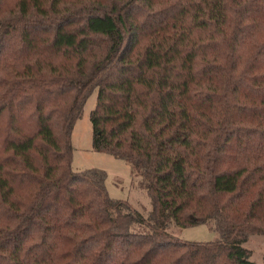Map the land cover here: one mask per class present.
Here are the masks:
<instances>
[{
    "label": "trees",
    "instance_id": "trees-1",
    "mask_svg": "<svg viewBox=\"0 0 264 264\" xmlns=\"http://www.w3.org/2000/svg\"><path fill=\"white\" fill-rule=\"evenodd\" d=\"M92 148L144 180L142 214ZM206 223L210 240L166 229ZM264 235V0H0V264H256Z\"/></svg>",
    "mask_w": 264,
    "mask_h": 264
},
{
    "label": "rangeland",
    "instance_id": "rangeland-1",
    "mask_svg": "<svg viewBox=\"0 0 264 264\" xmlns=\"http://www.w3.org/2000/svg\"><path fill=\"white\" fill-rule=\"evenodd\" d=\"M95 91V89L92 90L86 97L81 114L72 125L71 167L72 169L90 166L102 168L105 171L104 184L108 194L112 197L127 199L132 206L145 214L150 208V201L142 177L130 167V163L126 160L92 148L89 111L95 101ZM166 229L186 240L204 241L216 236V232L204 222L185 226L169 222ZM241 244L248 249L250 259L256 264H264V235L251 233Z\"/></svg>",
    "mask_w": 264,
    "mask_h": 264
}]
</instances>
